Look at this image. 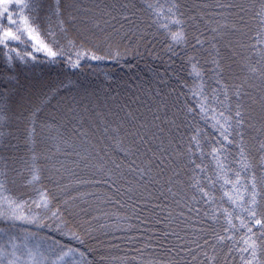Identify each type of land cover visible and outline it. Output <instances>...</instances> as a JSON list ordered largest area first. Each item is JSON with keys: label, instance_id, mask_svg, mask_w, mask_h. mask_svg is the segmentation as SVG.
<instances>
[{"label": "snow or ice", "instance_id": "snow-or-ice-1", "mask_svg": "<svg viewBox=\"0 0 264 264\" xmlns=\"http://www.w3.org/2000/svg\"><path fill=\"white\" fill-rule=\"evenodd\" d=\"M246 14L237 0H193L190 5L187 0H0V222L49 226L44 222L54 219L67 225L83 217L86 235L123 233L111 240L122 241L128 251L123 257H101L102 264L109 259L264 264V0L255 13L261 32L249 36L244 31ZM161 32L164 40L157 43L154 33ZM37 54L71 68H79L85 58L120 61L126 56L149 57L161 67L153 70L151 84L136 86L125 102L116 103L117 112L94 113L103 123L100 138L95 137L99 123L88 130L73 126L65 136L56 117L39 122V105L25 103L21 94L17 69L37 61ZM182 72L194 81L191 86ZM187 94L195 105L181 101ZM257 106L259 127L252 122ZM66 112L73 115L65 117V132L76 119L71 105ZM106 115L116 119L110 123ZM197 117L215 136L206 134ZM38 130L55 133L48 137L51 147L45 142V154L37 152ZM246 130H252L247 137ZM73 137L87 147H75ZM21 147L27 159L19 155ZM110 147L122 155L110 154ZM17 180L33 188L34 199L16 195ZM85 186L96 190L81 191ZM225 201L231 208L223 206ZM73 238L79 240L74 233ZM18 239L0 229V240L6 241L0 243V264H22L24 257L29 264H43L47 257L40 244L34 251L28 237ZM47 239L51 244L45 251L55 255L59 242ZM108 247L121 244L110 241ZM72 254L85 256L70 248L50 264Z\"/></svg>", "mask_w": 264, "mask_h": 264}, {"label": "trees", "instance_id": "trees-1", "mask_svg": "<svg viewBox=\"0 0 264 264\" xmlns=\"http://www.w3.org/2000/svg\"><path fill=\"white\" fill-rule=\"evenodd\" d=\"M89 2V0H85ZM140 0H138V3ZM189 5L193 0H187ZM237 2L243 4L247 9V14L245 20L247 22V28L244 31L249 35L253 36L257 32L262 31V26L258 17H255V13L261 7V0H237ZM145 21H148L147 14L143 17ZM235 22V18L233 21ZM249 29L251 31H249ZM158 36L157 43L164 40V34L161 32L159 34L154 33ZM244 56H247V50H240ZM98 55L103 53H96ZM191 54V53H189ZM75 59V57H73ZM242 63V57H237V67ZM161 67L158 60L151 59L149 57H144L143 59L139 57L126 56L120 61H92L88 58H85L81 61L79 68H71L66 65L62 60L52 63L46 61L43 54H37V61L29 62L27 64H20L17 71L19 72V79L21 83V94L24 98V102L28 103L31 101L34 104H38L41 111L39 113V122H51L52 117H56L60 124V131L64 133L65 136L70 135V129L75 126L79 127L83 125L85 130L93 129V125L99 123V129L95 130V137L100 138L101 132L103 129V123L100 121V118L95 116L96 112L108 113L109 109L112 112H117L118 109L115 107L116 103H123L128 99V96L131 94V91L135 90L136 86L147 87L152 83L153 77L155 75L154 69ZM176 67H180V59L177 57ZM235 71V69H234ZM181 79L187 81L189 86H191L194 81L187 76L185 72L181 73ZM133 88L129 89V84H132ZM33 82L34 88L31 92L28 86ZM254 83L257 86L260 85L259 80H255ZM171 84L176 86V79H171ZM214 86V85H213ZM183 92L187 93V89H182ZM118 100L112 99V97H117ZM144 97H141L143 100ZM182 102H187L190 105H195L196 100L190 95H184L180 97ZM75 101L76 103H73ZM71 105L74 109L75 120L72 121V124L69 125V131L65 132L63 125L68 124V119L65 117H70L73 114L67 113L66 110L68 106ZM77 105H80L79 107ZM93 106V107H92ZM138 106V105H137ZM135 107V106H134ZM85 108L87 111H85ZM141 112H144V109L140 108ZM120 116H123L122 112H119ZM260 115L259 106L256 107V111L253 113V123L259 127L258 117ZM106 118L111 123L114 119V116L106 115ZM151 117L149 116V119ZM197 122L200 127L206 128V134L215 136V132L211 129L210 126L206 125L204 121H200L197 117ZM21 131L23 127L19 126ZM40 131V130H38ZM252 130H246V137L251 133ZM50 135H55V133H50L47 130L40 131V136L42 137V142L37 146V152L41 154L47 153V147H45V142H48V137ZM105 135H107L105 133ZM91 136V132H89ZM75 147H87V144L81 145L79 140H75ZM21 144H23V137L20 138ZM95 142V139L93 140ZM254 143V141L252 142ZM48 147H51V142H48ZM250 148V144L248 145ZM110 154L114 153L116 157H120L122 154L115 147H110L107 149ZM230 151L235 154V146H230ZM254 151V150H253ZM20 156L24 159L28 158L26 149L21 147ZM66 164H71L70 160L65 159L64 157H59ZM231 160L232 157L230 156ZM210 158H204V162L209 164ZM212 164H209V175H211ZM83 178H89V173H77ZM67 183V180L65 181ZM49 188L52 189L54 194H57L55 187L52 184H49L47 180L44 181ZM42 185H37L36 187H41ZM15 192L18 197H21L23 200L28 201L35 198V192L32 187H23L21 186V181L17 180L15 184ZM95 188H89L85 186L81 191H95ZM100 191L103 192L104 189L100 188ZM73 195H76L73 192ZM216 195L219 197L221 195V190L219 184L217 185ZM224 207L231 208L226 201L223 203ZM102 208L107 210L110 206L101 205ZM179 211V209H177ZM83 217H74L73 220L65 225L61 221L46 220L44 223L49 226H38L34 224H28L24 221H16L14 223L10 222H0V229H3L5 232H9L12 235L19 237L16 242L20 243L21 239L28 237L27 243L30 248L35 249V244H40V252H43L47 259L43 260V264H50V261L56 260L58 255H62L63 252L68 251L70 248L77 249L79 252H84L85 256L81 257L79 254H72L70 257H65L64 261H60L59 264H102L101 257H114L119 256L123 257L127 248H125L122 241L115 240L112 241L111 237L113 235H124L123 233H117L114 230H104V231H94L89 235L85 234L87 226L83 224ZM112 221L101 220L100 223H111ZM80 224L82 227H77L76 225ZM59 225V227L57 226ZM93 227H97L95 224ZM217 230H219V225H216ZM83 229V230H82ZM105 231H108V235H105ZM34 235H29V234ZM73 233L79 237V240L73 238ZM48 237H52L57 240L59 243L54 245L55 255L51 252L45 251L51 241L48 240ZM82 241V242H81ZM120 243L121 247L119 249L109 248L108 243ZM6 241L0 240V243H5ZM103 242V243H101ZM60 245L64 247L61 249ZM37 259H41L39 256ZM22 264H29L27 257L22 258ZM104 264H126V262L107 260ZM221 264L223 261L221 260ZM236 264H240L239 260L236 261Z\"/></svg>", "mask_w": 264, "mask_h": 264}, {"label": "rangeland", "instance_id": "rangeland-1", "mask_svg": "<svg viewBox=\"0 0 264 264\" xmlns=\"http://www.w3.org/2000/svg\"><path fill=\"white\" fill-rule=\"evenodd\" d=\"M28 87H29V89H31V90H30L31 92H33V91H34V90H33V88H34L33 82H32V83H30V86H28ZM35 88H36V86H35ZM35 88H34V89H35ZM92 107H93V106H92Z\"/></svg>", "mask_w": 264, "mask_h": 264}]
</instances>
